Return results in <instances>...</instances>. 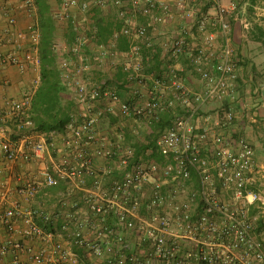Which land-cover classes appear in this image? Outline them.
Here are the masks:
<instances>
[{
    "label": "built area",
    "instance_id": "built-area-1",
    "mask_svg": "<svg viewBox=\"0 0 264 264\" xmlns=\"http://www.w3.org/2000/svg\"><path fill=\"white\" fill-rule=\"evenodd\" d=\"M8 1L0 0V8L8 9ZM202 1L64 0L53 15L56 21H66L74 9L84 14L92 7L119 9L124 26L113 33L110 47H117L121 37L130 39L128 57L140 60L123 70L137 85L143 83L138 42L150 45V33L175 10L194 25L200 44L190 48L188 38L194 35L184 33L167 43V54L171 60L188 58L202 90L190 91L171 65L154 81L156 90H171L169 102L156 94L123 101L112 87L90 83L82 50L97 38L93 24L88 34L77 33L71 48L76 61L63 60L59 67L75 112L62 132L48 134L38 133L31 117L41 84L39 24L35 20L25 30L13 31L17 20L7 18L10 28L0 36V47L10 51H0V66L16 67L22 74L32 70L35 78L21 100L5 101L0 111V154L12 163L48 162L41 172L43 183H25L16 191L20 196L34 201L44 189H57V194L53 209L23 210L8 201L10 190L0 182V264H264L255 213L264 207V169L244 136L225 132L235 119L231 105L238 100L239 60L228 20L237 6L227 9L212 0L217 12L211 16L202 13ZM191 2L199 8H191ZM125 3L145 24H132ZM17 8L31 19L38 17L36 0H19ZM211 103L221 105V116L213 125L204 118L202 126L203 111ZM163 115L170 125L146 160L136 159L124 127L109 121L151 123ZM8 120L18 132L29 133L11 139ZM105 121L109 126L102 131ZM132 135L138 131L133 129ZM58 137L61 151L54 150ZM154 154L159 161L151 158Z\"/></svg>",
    "mask_w": 264,
    "mask_h": 264
},
{
    "label": "crops",
    "instance_id": "crops-1",
    "mask_svg": "<svg viewBox=\"0 0 264 264\" xmlns=\"http://www.w3.org/2000/svg\"><path fill=\"white\" fill-rule=\"evenodd\" d=\"M63 1L64 0H36L39 7V14L35 19H31L17 8L19 0H9L8 9L0 8V36H5L6 31L10 28L7 24V18L10 16L15 17L17 20L14 29H11L13 31L25 30L26 27L35 20L39 24L42 38V28L45 27V25L52 29V41L50 43L47 59L51 63L50 69L58 73L57 78L62 90L61 98L65 106L70 105L68 108L71 115L75 112V102L72 92L61 81L59 67L63 60L76 61L77 58L71 53V48L77 37V33H81L82 31L84 34H88L93 24H95L98 29L97 38L92 41L89 40L82 50V57L87 59L89 63L87 78L90 83L112 87L117 91L123 101H135V99L140 98V96L143 97V99H148L153 94H156L157 97L162 96L164 102H169L172 100L171 90L168 88L161 89L160 91L156 90L154 81L163 73H166L168 71V66L171 65L178 70V75L183 79L186 87L190 91L197 93L202 90L200 77L190 65L188 58L182 55L179 59L171 60L170 56L167 54V43L184 33L194 35V37L189 36L188 38V45L190 48L200 44V37H198L194 25H192L189 20L183 21L182 16L175 10L168 16L164 24L157 26L155 31L150 33V45L142 41L138 42L142 48L141 60L143 70H141L140 73L143 83L137 85L128 80V75L123 70L124 65L130 64L134 66L140 60L129 59L128 57L130 39L121 37L117 42V47H110L113 33L121 30L124 26V23L120 21L118 16L119 9L112 5L102 9L92 7L86 14L74 9L71 11L70 17L66 21L60 22L56 21L53 15L60 10ZM210 4L214 5V2H212V0H203L201 2L203 6L202 12L214 16L217 12V7L216 5L211 7ZM195 5L196 3H190V7H194ZM220 5L227 9L231 5L237 6L236 12L230 14L228 20L231 25L234 55L235 58L239 60L237 81L238 100L231 105V110L235 115V119L233 124L227 128L225 132H236L245 137L247 133V122L245 121L247 116H250V123L253 124L251 128L257 129L254 133V140L264 142V139L261 137L262 134L259 132L262 131L264 127V0H220ZM123 7L128 13H131V7L127 3H125ZM129 17L132 19V24L136 26L145 24V19L141 16H133L131 13ZM219 50L220 43L216 46V51L218 52ZM0 51L2 53H7L10 51V48L1 46ZM41 53L40 43V60ZM34 78L35 73L32 70L22 74L16 67L0 66V111H2L5 101L21 100L22 96L30 91ZM38 88L35 90L34 96ZM211 104L218 105L217 107L221 113L223 108H221L220 104ZM211 104L203 111L202 126L206 123L204 120V118H207L206 114L211 112L209 116L212 119L211 125H213L220 116V114H218L219 112L215 111V107H210ZM162 120L164 121V126L167 128L170 125L169 116L163 115ZM109 121L113 126L121 125L124 127L126 134L131 138L135 137L132 135L133 129L137 130V137H139L138 139L141 143L150 146L153 142L154 146L157 137H155V139L153 138L156 132H154L150 122L134 121L132 119L119 121L116 117H111ZM108 126V121L102 122L100 124V130L106 131ZM5 129L8 136L13 140L20 135L29 133V130L18 132L16 123L13 120H8L5 123ZM145 129H147L145 136L148 137L153 133L154 136H149L148 139L145 137L146 140L143 139L141 132L143 133ZM36 131L43 134L51 132ZM245 138L247 139V137ZM133 140L136 141L137 139L134 138ZM134 142L132 141L131 144ZM150 149L144 153V156H148L150 151H152ZM54 150H62L61 137L56 139ZM257 160L259 162V158H257ZM45 164L48 165V162L24 163L23 161H18L17 163H12L8 162L0 154V182L10 190L7 195L8 201L17 203L20 209L23 210L28 208L50 210L54 208L57 189H44L34 201H28L25 197L20 196L16 192L17 189L25 183H36L41 185L43 183L41 172L45 168Z\"/></svg>",
    "mask_w": 264,
    "mask_h": 264
},
{
    "label": "trees",
    "instance_id": "trees-1",
    "mask_svg": "<svg viewBox=\"0 0 264 264\" xmlns=\"http://www.w3.org/2000/svg\"><path fill=\"white\" fill-rule=\"evenodd\" d=\"M43 38L41 42V84L33 98L32 106H31V114L32 120L36 126V130L38 131H58L62 132L65 125L67 124L71 112L69 111V106H65L61 98V86L58 81V73L55 70H51V63L47 59V55L49 54L50 43L52 41V29L45 25L42 28ZM54 69V68H53ZM135 83V82H132ZM111 117L109 118V120ZM164 121L161 119L159 122L152 121L151 126L156 132L149 136L158 137L166 128L164 126ZM163 124V125H161ZM141 136L145 139V133L141 132ZM149 136L146 138L148 139ZM137 139L136 141L133 139ZM139 137L135 136L133 138L129 137L126 134L125 142L130 145L136 154V159L142 158L146 160L148 157L144 156V153L150 149L154 151L153 142L150 146H147L140 142ZM17 139V138H16ZM132 139V140H131ZM145 139V140H146ZM134 142L131 144V142ZM156 153V151L154 152ZM151 158L159 159L154 154ZM254 214V211H252Z\"/></svg>",
    "mask_w": 264,
    "mask_h": 264
},
{
    "label": "rangeland",
    "instance_id": "rangeland-1",
    "mask_svg": "<svg viewBox=\"0 0 264 264\" xmlns=\"http://www.w3.org/2000/svg\"><path fill=\"white\" fill-rule=\"evenodd\" d=\"M199 6H200V4L196 3V5L194 7L191 6V8H199ZM210 6L213 7L215 5L210 4ZM202 7H201V10H202ZM217 106L218 105H216V104H214V105L211 104L210 107H212V108L215 107V111L219 112L220 110ZM210 113H208L206 115H207V119H209V122H212V119L209 117ZM218 114H220V116H221L220 112ZM249 117L250 116H247L246 121H245V122H247V124L245 123L247 126V133H246L245 137H247V139L249 140V142L252 144V146L255 149L256 156H257V158H259V162H258L259 166L263 167V169H264V142H259V141L254 140V138H255L254 133H255V131H257V129L251 128L253 124L250 123ZM146 130L147 129H145L143 133L147 132ZM259 132L263 135V136L261 135V137L264 139V127H263V130L259 131ZM263 198H264V193H263ZM255 213H256V217L258 219L257 233L260 236V238L264 241V207H259L258 209L255 210Z\"/></svg>",
    "mask_w": 264,
    "mask_h": 264
}]
</instances>
